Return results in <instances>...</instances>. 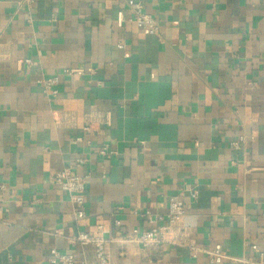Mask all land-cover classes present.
Listing matches in <instances>:
<instances>
[{
	"label": "crops",
	"instance_id": "1",
	"mask_svg": "<svg viewBox=\"0 0 264 264\" xmlns=\"http://www.w3.org/2000/svg\"><path fill=\"white\" fill-rule=\"evenodd\" d=\"M128 1L0 0V264L52 249L97 264L78 233L107 241L108 264H210L123 242L175 195L187 240L220 245V264L263 261L264 0H132L156 35L117 26ZM54 75L52 98L39 81ZM64 168L84 178L80 220L53 181Z\"/></svg>",
	"mask_w": 264,
	"mask_h": 264
},
{
	"label": "built area",
	"instance_id": "2",
	"mask_svg": "<svg viewBox=\"0 0 264 264\" xmlns=\"http://www.w3.org/2000/svg\"><path fill=\"white\" fill-rule=\"evenodd\" d=\"M129 11L128 19H125L123 12L117 14V26H121L124 21L132 22L138 29L146 31L148 34L156 35L157 27L152 16L144 13L140 2L129 0L127 2ZM120 47V46H118ZM65 74L82 75V70H66ZM43 93L49 97L55 98L58 95L59 78L54 75L48 79L39 81ZM90 127L85 126L83 132H89ZM79 140V139H78ZM240 139L239 141H241ZM231 148L237 149L238 142L231 143ZM102 157H110L113 153L109 152L107 147H103L98 151ZM78 159L76 164H81ZM54 183L65 193L74 207V218L80 220L84 217V178L77 175L69 168H64L57 171L53 175ZM196 192L190 193V198L196 200ZM186 205L182 198L178 195L168 199V207L165 215L152 217L146 213L150 227L142 232L133 230L131 233L123 237V242L128 244H137L143 249L161 246L164 244L187 249L191 258H196L203 254L210 264H220L224 258V252L220 245H215L211 250H201L195 243L187 240L186 232L181 228V222L185 215ZM118 225V223H115ZM67 241L73 247H92L97 264H108L107 241L101 237H90L85 233H78L75 236L67 238ZM256 251L255 246L251 247ZM75 256L73 254L60 253L56 249L50 251L49 264H75ZM149 264H159L157 261H150ZM253 264H264L263 261H258Z\"/></svg>",
	"mask_w": 264,
	"mask_h": 264
}]
</instances>
